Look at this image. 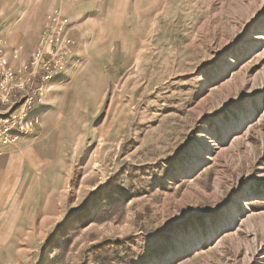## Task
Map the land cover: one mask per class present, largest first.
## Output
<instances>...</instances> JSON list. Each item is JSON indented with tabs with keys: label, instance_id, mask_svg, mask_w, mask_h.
Returning <instances> with one entry per match:
<instances>
[{
	"label": "rangeland",
	"instance_id": "rangeland-1",
	"mask_svg": "<svg viewBox=\"0 0 264 264\" xmlns=\"http://www.w3.org/2000/svg\"><path fill=\"white\" fill-rule=\"evenodd\" d=\"M122 4L135 50L4 149L28 264H264V0Z\"/></svg>",
	"mask_w": 264,
	"mask_h": 264
},
{
	"label": "crops",
	"instance_id": "crops-1",
	"mask_svg": "<svg viewBox=\"0 0 264 264\" xmlns=\"http://www.w3.org/2000/svg\"><path fill=\"white\" fill-rule=\"evenodd\" d=\"M123 1L115 0L105 13L104 0H0V23L12 20L11 24L0 30V39L6 41L10 49L20 48V59L16 63L28 57L42 29L44 16L55 6H58L67 17L71 33L76 40L68 60V62L74 60L73 70L66 74V78L61 76L60 80L53 82L43 101L35 106L33 114L41 119V126L34 130L36 134L55 133L53 130L57 125L55 118L60 113L51 120L49 111L58 100L59 92L63 93L61 102L66 109L69 95L73 92L71 87L73 84L87 86L96 81L97 79L90 73L88 75V72H95L98 78L100 76L104 80V65H110L104 64V60L113 54L112 50H116L115 53H117V50L123 52L124 50H135L137 47L132 35L126 34L122 28L129 19L123 13ZM90 12L94 14L89 15ZM116 64L119 63L116 62ZM83 79H85L84 82ZM76 85L73 87L75 88ZM102 95H104V83H102L100 97ZM47 126L50 128L46 129ZM31 139L28 136L21 139L24 152L30 153L31 148L28 147ZM7 147L4 146L2 149ZM33 152L38 160L44 157L35 147ZM9 155L7 150H1L0 264H28L29 257L26 248L32 236L29 232L34 229L32 225L21 222L20 192L18 190L13 192V172L17 171V168L21 169L19 162L23 165V154L17 152L4 162ZM21 182L22 180H19L18 184Z\"/></svg>",
	"mask_w": 264,
	"mask_h": 264
},
{
	"label": "built area",
	"instance_id": "built-area-1",
	"mask_svg": "<svg viewBox=\"0 0 264 264\" xmlns=\"http://www.w3.org/2000/svg\"><path fill=\"white\" fill-rule=\"evenodd\" d=\"M68 19L54 7L44 19L36 46L27 61L17 64L20 50L10 51L0 40V153L22 136L41 126L33 114L51 87L52 79L68 63L74 40L69 37Z\"/></svg>",
	"mask_w": 264,
	"mask_h": 264
},
{
	"label": "snow or ice",
	"instance_id": "snow-or-ice-1",
	"mask_svg": "<svg viewBox=\"0 0 264 264\" xmlns=\"http://www.w3.org/2000/svg\"><path fill=\"white\" fill-rule=\"evenodd\" d=\"M92 14H94V12L89 13V15H92ZM13 19H15V17ZM11 23H12V20H8L6 23H0V30L7 27L8 24H11ZM73 64H74V60H70L60 75L66 78V74L70 73L73 70Z\"/></svg>",
	"mask_w": 264,
	"mask_h": 264
},
{
	"label": "bare ground",
	"instance_id": "bare-ground-1",
	"mask_svg": "<svg viewBox=\"0 0 264 264\" xmlns=\"http://www.w3.org/2000/svg\"><path fill=\"white\" fill-rule=\"evenodd\" d=\"M261 31H262V29H261ZM262 32H263V31H262ZM262 36H263V35H262ZM258 39H259V38H258ZM241 203L244 204L243 201H242ZM225 212H226V211H225ZM225 215H226V214H225ZM234 217H235V216H234Z\"/></svg>",
	"mask_w": 264,
	"mask_h": 264
}]
</instances>
